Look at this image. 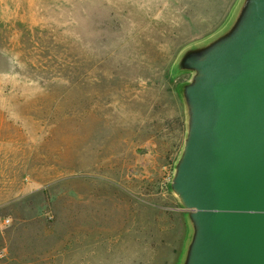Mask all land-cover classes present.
Returning <instances> with one entry per match:
<instances>
[{"label":"rangeland","instance_id":"rangeland-1","mask_svg":"<svg viewBox=\"0 0 264 264\" xmlns=\"http://www.w3.org/2000/svg\"><path fill=\"white\" fill-rule=\"evenodd\" d=\"M235 2L0 0V264H178L168 71Z\"/></svg>","mask_w":264,"mask_h":264},{"label":"water","instance_id":"water-1","mask_svg":"<svg viewBox=\"0 0 264 264\" xmlns=\"http://www.w3.org/2000/svg\"><path fill=\"white\" fill-rule=\"evenodd\" d=\"M183 74L169 182L187 227L178 264H264V0H236L220 28L184 46L168 76Z\"/></svg>","mask_w":264,"mask_h":264},{"label":"trees","instance_id":"trees-1","mask_svg":"<svg viewBox=\"0 0 264 264\" xmlns=\"http://www.w3.org/2000/svg\"><path fill=\"white\" fill-rule=\"evenodd\" d=\"M179 98H180V96H179ZM180 101H181V100H180ZM168 189H169V186H168ZM183 215H184V213H183ZM183 215H182V216H183Z\"/></svg>","mask_w":264,"mask_h":264}]
</instances>
